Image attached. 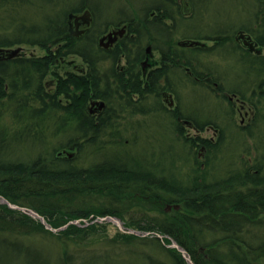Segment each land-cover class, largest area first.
<instances>
[{
    "label": "rangeland",
    "instance_id": "rangeland-1",
    "mask_svg": "<svg viewBox=\"0 0 264 264\" xmlns=\"http://www.w3.org/2000/svg\"><path fill=\"white\" fill-rule=\"evenodd\" d=\"M183 1L187 2L191 13L187 12L182 16L178 12L179 5H176L174 8V12H176L175 20L172 21L168 19L167 21L171 26H169L170 30L167 28L164 30L169 34L167 39L172 38L173 44L176 40H183L189 36H191L190 38H203V36L212 35L214 30L224 28L225 24L233 28H238L242 26V24H247L249 26L253 19L254 6L250 5L251 1L248 6L249 0ZM176 2L181 3L180 0H176ZM155 3H158V1L4 0L0 2V41L5 39L12 41L18 37L24 38L25 35L32 40H36V38L41 39L46 35V26L50 25V23L55 24L56 21L65 22L64 19H66L67 13L71 12V9L82 7V9L74 13H80L83 10L89 9L94 15V29L88 36L89 39L83 38L82 42L73 49L85 52V56L95 63L96 69H98L99 72L101 71V74L97 72L98 75H101V80H103L102 88L106 89L104 83L106 80L105 78L102 79V72L109 70L107 67L109 62H107L106 58L100 55L97 50L90 47L91 41H93V46L94 44L96 45L97 36L101 31H106L110 23L117 25L126 18L137 20L136 22L140 35H142L143 40H145L147 37L145 31L148 26L143 23L144 15L152 8V4ZM146 8H148V11ZM246 9L249 10L246 12ZM249 15H251V18L248 17ZM164 21H166V19L163 20V23ZM154 26L157 27L162 25ZM153 34L154 39L158 40L156 43L162 45L164 50L169 45H172L169 42H167V44L159 42V40H163L167 36L166 34L165 36H163L162 33L157 34L154 32ZM199 42L201 43L200 40ZM202 43L206 45L211 44L209 41H202ZM17 47L20 50L15 56L26 58L46 55L49 53V50L56 52L57 48H60V45L45 50L37 45L32 46L25 42L1 48L14 49ZM193 49L194 48H188L186 54L190 56L196 66H201L202 69L206 70L211 67L210 69L217 70L224 67H233L230 66V64H232V59L227 53L223 54L219 51L216 52L214 49H202L197 53V51ZM177 51L180 50L177 49ZM64 52L67 51L63 49L62 53ZM80 64L88 68L85 60L80 55L69 53L64 57H59L58 61L56 60L55 63L48 68V73L43 78L44 81L49 82V88L56 90L57 96H54L55 101L62 106L68 105V103L64 95L58 92L57 88L62 87L60 80H64L66 74L70 71L78 72L75 70V66H80ZM78 74H85V71L82 73L78 72ZM186 81L187 83L185 85H180L177 89L181 98V103L188 104L190 100L193 101L201 98L208 101L207 104L205 103V106L208 107L209 110L212 108L215 109V106H212V102H210L212 98L210 96L206 97L204 94L202 95L203 88L201 86L192 84V80ZM119 97L120 96L117 95L113 97L110 95L108 97L109 104H111L110 108L125 107L126 101ZM157 102H160L159 98L155 99V103ZM157 113L158 110L156 111V114ZM161 114L163 115V113ZM148 116L150 115L145 117L137 116V118L142 121L136 128L126 127L120 130L115 129L119 130L120 133V137L117 135V141L121 143L119 144L120 146L117 145L113 147L111 139L114 142L115 133L112 127H110L111 129L107 127L105 132H108L106 135L108 140L103 141L108 144L105 151L98 152L94 148L95 146L85 143L83 144L84 149L82 152L79 151V153H77V158L74 159L75 161H73V163L84 166L85 164L93 162L95 159H104L105 157L116 156L122 153L126 155L130 154L129 156H133V158L137 160L139 159L146 170H153L164 176H174L181 183H187L192 181L195 177L202 176L211 181L224 178L228 175L238 173L239 171L246 172V169L250 171L254 169L253 166L247 165V163L244 166L234 167L227 166V164L222 165L217 161L219 160V156L216 157V162H214L213 166L204 162L203 167H201L199 165L200 162L198 163V156L189 151L184 141H182V134L177 135L175 125L168 116V118L164 115V117L156 116V120H152V118ZM14 119V116L10 115V112L7 111L0 122L3 127H6V131L9 133L17 132L19 134L17 137L21 136L18 149L11 147L14 149L13 150L10 148L17 158L33 160L34 157L41 152L44 153L45 157L52 158L51 156L58 150H66L70 156H72L75 151L78 152L76 149H73L74 151L66 149V143L77 134L74 119L65 123L64 127L61 125L60 121H55L52 115L48 113L43 121H39V123L36 125L34 124L32 127L27 126L28 124L25 121L17 122ZM258 130L259 129H257V131ZM260 130H262L260 136L264 137L263 129ZM211 133L212 132L206 134L211 135ZM227 133L228 135H226V131H224L222 138L223 144L220 149L222 152L228 147L236 151V156L250 155L252 143L246 141V137H239V139H236V136L233 137L234 135H229L230 131H227ZM38 137H41V139ZM223 157L224 153L220 155V160L223 159ZM55 199L57 198L51 199V197H48V199L43 198L42 201L56 204L53 201ZM56 202H58V207H54L52 210L57 211L54 220L59 222H64L63 213H65V211H72L75 207L97 211V209L107 205V207L115 206L116 208H120V210L116 214H91L86 217H77L76 219L68 220V222L77 220L76 223L66 222V226L60 225L57 227H53L44 217L47 224L54 229V231L47 228L46 225L42 223L43 226L52 233H57L54 235L48 232H46L44 236L33 233L32 236L29 237L26 234H10L7 231L1 232L0 242L6 240L9 244L18 242L22 247L25 246L23 251L18 250V254L9 251L6 257L1 258L3 264H32L30 261L33 260L34 257L38 258L39 256L35 252L40 253L41 257L46 256V258H48L49 256L50 258L48 259L50 264H56L58 260L61 261L62 254H70L71 262L69 264H103L102 261L107 262L106 264H179L178 259H181L184 264H190L186 255L175 246H171V240L168 242L165 241L166 235L164 233L151 232L148 231V228H144V225L147 224L151 217L158 219L161 215H165L166 218L172 216L180 207L179 205L174 204L172 206L169 205V207L164 204L158 206L153 202V199H149L148 197L145 198L136 193H129V195L126 196L111 198L108 197V195L106 196L105 192L102 191L97 192L95 195L85 191L76 194L74 197L57 199ZM1 203L9 207V205L0 198V204ZM59 207H62V210H64L63 213L59 211ZM25 213L28 214L27 212ZM108 216L115 218L120 224L117 225L112 219L101 220V218ZM139 226H141V228H139ZM256 233L260 235L262 234V230H254L253 234ZM158 235H161V237H158ZM156 237L159 240L155 239ZM202 237L204 241H210L213 238V234L205 232L202 234ZM198 248L199 251H204L203 248ZM189 259L192 264H194L190 255Z\"/></svg>",
    "mask_w": 264,
    "mask_h": 264
},
{
    "label": "trees",
    "instance_id": "trees-1",
    "mask_svg": "<svg viewBox=\"0 0 264 264\" xmlns=\"http://www.w3.org/2000/svg\"><path fill=\"white\" fill-rule=\"evenodd\" d=\"M2 1L4 0H0ZM157 1L158 3L152 4V8L149 9L155 8L157 16L160 17L153 18L151 23L162 25L165 17L174 21L176 17L174 8L178 2ZM80 9L82 7H77L71 9V12ZM146 10L148 11V8ZM64 20L65 22L56 21L55 24L50 23L51 26H46V35L41 39L32 40L25 35L24 38L18 37L12 41L7 39L0 41V48L25 42L45 50L60 45L56 52L49 50V53L43 56L26 58L15 56L0 60V121L7 111L14 116L15 121H25L27 126L31 127L43 121L47 113L52 115L55 121H60L63 127L65 123L74 119L77 134L66 143V149L70 151L76 149L78 152L67 156L68 152L65 150L66 154L57 155L63 151L58 150L51 156L52 158L45 157L43 152L38 153L33 160L17 158L11 149H18L21 136L17 137L19 135L17 132L6 131V127L0 122L1 197L20 207L39 212L47 222L57 227L77 217L116 214L120 210L115 206L106 205L97 211L75 207L72 211L63 213L64 210L59 207L64 219V222H59L54 220L57 211L52 210L58 207L57 199L74 197L85 191L92 195L102 191L111 198L136 193L153 199L158 206L164 204L180 206L167 218L165 215L159 216L161 218L158 219L151 217L144 228L151 232L164 233L166 242L170 239L175 240L188 251L194 264H264V165L254 168L257 172L246 169L244 173L239 171L211 181L202 176L181 183L174 176H164L153 170H146L143 163L129 156L130 154L118 153L116 156L95 159L84 166L73 163L77 153L84 149L85 143L95 146L98 152L105 151L108 146L103 142L108 140L106 138L108 132L105 131L107 127H111V123L106 113L97 118H92L87 113L90 91L89 82L84 77L69 74L64 80H60L62 92L68 98V105L62 106L57 103L55 95L46 91L43 78L47 75L48 68L59 57L75 53L86 59L85 52L73 49L83 38H73L66 27L67 16ZM86 38L89 39L88 36ZM92 42L90 46L101 54ZM63 49L67 52L62 53ZM93 80L94 98L100 97L109 104L110 95H105L106 90L99 87L100 82L95 79V75ZM113 132L115 139L114 142L111 139V144L116 147L121 144L117 141V135L120 137V133L114 129ZM182 141L190 144L186 138ZM48 197L57 198L53 200L56 204L42 201ZM256 229H261L262 234H253ZM6 231L10 234H26L29 237L33 233L42 236L46 235V232L57 234L45 228L35 217L1 203L0 233ZM205 232L213 234L210 241H204L202 234ZM155 239L159 240L157 237ZM198 247L204 251H199ZM24 248L25 246L22 247L18 242L9 244L6 240L1 241L0 264H3L1 258L6 257L9 251L18 254V250L23 251ZM35 253L39 256L30 261L32 264H50L49 256L41 257L40 253ZM69 255L62 254L61 261L58 260L56 264H69L71 262ZM178 260L179 264H184L181 259Z\"/></svg>",
    "mask_w": 264,
    "mask_h": 264
},
{
    "label": "flooded vegetation",
    "instance_id": "flooded-vegetation-1",
    "mask_svg": "<svg viewBox=\"0 0 264 264\" xmlns=\"http://www.w3.org/2000/svg\"><path fill=\"white\" fill-rule=\"evenodd\" d=\"M180 1L179 12L183 15L191 13L187 2ZM249 4L254 6L253 19L249 26L242 24L238 28H233L225 24L224 28L214 30L212 35L203 38L189 36L183 40H176L174 44L172 38L167 39L168 32L164 31L165 28L170 30L167 17L164 18L166 21L162 26L155 27L151 23L153 18L160 17L157 16L155 8L144 15L143 23L148 26L145 40L140 35L136 19L126 18L117 25L110 23L107 30L101 31L97 36L95 45L100 55L109 62L107 66L109 70L102 72V79L106 80L104 82L106 89L102 88L103 80L100 78L101 75H98L99 70L87 57L83 59L88 68L81 64L75 66V70L81 73L85 71V74L70 71L66 76L69 74L81 76L89 82L90 99L87 101L89 102L87 113L92 118L106 113L114 130L136 128L142 121L137 116L150 115L148 117L152 120H156V116H168L175 125L177 135L182 134V140L186 138L190 141V144L185 145L198 156L201 167L204 162L213 166L216 157L219 156L217 161L222 165L234 167L247 163L257 168L264 165V137L260 136L262 132L260 129L264 131V0H249L248 6ZM248 10L246 9V12ZM83 11L73 14L78 16ZM89 12L91 17L88 24L81 21L78 28L73 26V32L82 30L78 37L71 35L73 38H86L92 33L94 15L91 10ZM248 17L251 18V15ZM67 22L68 17L66 27L69 29ZM154 32L162 33L163 36L166 34L167 36L159 42L162 44L169 42L172 45L164 50L162 45L156 43L158 40L154 39ZM110 33L111 36L105 38L103 44L99 45L101 36ZM112 36L114 40L109 42ZM202 41H209L211 44L206 45ZM188 48H194L197 53L202 49L227 53L232 59L230 66L233 67L215 69L216 71L210 69L211 67L202 69L186 54ZM99 73L101 74V71ZM93 75L100 82L99 87L106 90L105 95L120 96L119 98L126 101L125 107L112 109L106 100L94 98ZM186 80H192V84L201 86L202 95L212 98L210 102L215 109L209 110L205 106L208 101L201 98L190 100L188 104L181 103L177 89L180 85H185ZM44 82L46 91L57 96L56 90L49 88V82ZM59 88L58 92L64 95L68 103L67 95L62 92V87ZM154 98H159L160 102L155 103ZM98 103H103V106L100 107ZM224 131L226 135L227 131H230L229 135L236 136V139L246 137V141L252 143L250 155L236 156V151L228 147L222 152L220 149ZM209 132H212L211 135L206 134ZM223 153L224 157L220 160ZM253 171L257 172L254 169Z\"/></svg>",
    "mask_w": 264,
    "mask_h": 264
},
{
    "label": "water",
    "instance_id": "water-1",
    "mask_svg": "<svg viewBox=\"0 0 264 264\" xmlns=\"http://www.w3.org/2000/svg\"><path fill=\"white\" fill-rule=\"evenodd\" d=\"M67 17H68V25H69V29H68V33L70 34V35H72V36H74V37H78V35H80L81 33H82V30H79L78 32H73V26H75L76 28H78V26H79V23L81 22V21H83L85 24H88V22H89V18L91 17L90 16V12H89V10H85V11H83V13L82 14H80V15H75V14H73L72 12H70V13H68L67 14ZM108 36H111V33L110 34H108V35H104V36H101V38H100V40H99V45L100 44H103V40L105 39V38H107ZM114 40V37L112 36L108 41L109 42H112ZM183 44H185V43H183ZM19 48L17 47V48H14V49H9V48H4V49H2V48H0V60H2V59H4V58H12V57H15V55L16 54H18L19 53ZM99 105H100V107H102L103 106V103H98ZM65 153V151H62V152H59V153H57V155H62V154H64ZM66 154V153H65ZM67 156H70L69 154H66ZM0 198H1V200L3 201V202H5V203H7L8 205H9V207L11 208H14V209H17V210H20V211H24V212H27L29 215H31L32 217H35V218H38L39 220H40V222H42L43 224H45L46 225V227L47 228H49V229H51L52 231H54V229H52L48 224H47V222L45 221V219H44V217H42L38 212H35V211H33V210H30V209H27V208H25V207H23V206H18V205H16V204H14V203H12V202H8L6 199H4L3 197H1V195H0ZM169 206V205H168ZM176 206V205H175ZM170 207V206H169ZM108 219H112V220H114L116 223H117V225H119L120 224V222L118 221V220H116L115 218H113V217H110V216H108V217H105V218H101V220H108ZM77 222V220H75V221H70V222H68V223H76ZM67 223V224H68ZM65 226H66V224H65ZM64 226V227H65ZM158 237H161V235H158ZM171 240V246H175L177 249H179L184 255H186L187 256V259L189 260V263L190 264H192V262H191V260L189 259V254L187 253V251L186 250H184V248H181L177 243H176V241L175 240H172V239H170Z\"/></svg>",
    "mask_w": 264,
    "mask_h": 264
}]
</instances>
